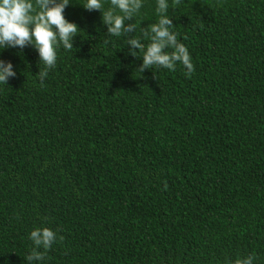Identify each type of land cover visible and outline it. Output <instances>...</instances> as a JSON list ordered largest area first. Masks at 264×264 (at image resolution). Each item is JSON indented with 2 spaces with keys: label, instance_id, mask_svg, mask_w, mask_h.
<instances>
[{
  "label": "trees",
  "instance_id": "1",
  "mask_svg": "<svg viewBox=\"0 0 264 264\" xmlns=\"http://www.w3.org/2000/svg\"><path fill=\"white\" fill-rule=\"evenodd\" d=\"M83 2L43 82L34 46L0 51L17 71L0 85V264H28L41 225L62 237L41 264H264V0L168 9L191 75L137 70L127 39L148 42L155 0L121 37Z\"/></svg>",
  "mask_w": 264,
  "mask_h": 264
},
{
  "label": "clouds",
  "instance_id": "2",
  "mask_svg": "<svg viewBox=\"0 0 264 264\" xmlns=\"http://www.w3.org/2000/svg\"><path fill=\"white\" fill-rule=\"evenodd\" d=\"M69 3L70 0H0V51L9 47L23 49L28 44L34 46L39 62L44 66L35 75L43 82L48 70L56 66L58 49L71 50L73 37L79 33L78 25L64 15ZM182 3L183 0H155L157 19L147 30H141V36L146 37L148 42L144 43L141 37L135 36L127 39V44L132 46L129 51L133 56L139 50L142 63L137 70L140 73L153 67L171 71L178 64L183 66L185 75H191L194 71L190 52L172 30L173 21L168 12L169 8H179ZM82 5L87 11L100 10L107 34L121 37L136 33L137 23L126 21L139 13L143 0H109L107 8L104 0H84ZM16 75L12 62L0 58V85H7L9 79ZM58 238L62 239L50 227H34L28 233L32 248L24 260L28 264H41L45 253ZM256 260L255 254L237 255L234 258L226 256L223 264H256Z\"/></svg>",
  "mask_w": 264,
  "mask_h": 264
}]
</instances>
